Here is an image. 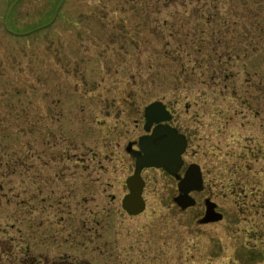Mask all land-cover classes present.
I'll list each match as a JSON object with an SVG mask.
<instances>
[{
    "label": "rangeland",
    "instance_id": "obj_1",
    "mask_svg": "<svg viewBox=\"0 0 264 264\" xmlns=\"http://www.w3.org/2000/svg\"><path fill=\"white\" fill-rule=\"evenodd\" d=\"M155 101L222 222L161 170L122 211ZM0 264H264V0H0Z\"/></svg>",
    "mask_w": 264,
    "mask_h": 264
},
{
    "label": "water",
    "instance_id": "obj_2",
    "mask_svg": "<svg viewBox=\"0 0 264 264\" xmlns=\"http://www.w3.org/2000/svg\"><path fill=\"white\" fill-rule=\"evenodd\" d=\"M143 116L145 120L143 128L146 133L150 131L153 124L157 126L151 134L143 135L138 139L137 148L140 153H132L134 172L125 180L127 194L121 199V208L130 217L138 216L145 210V201L142 197L144 181L141 171L152 168L162 169L170 176L176 177L182 166L181 156L186 147L185 138L182 135L162 125L163 122H169L171 116L161 102H152L146 106ZM130 148L131 145L128 144L126 151L129 152ZM177 189L179 195L174 202L181 209L194 206L195 202L189 193L202 189L198 166L192 165L187 169L184 177L179 179ZM221 218L220 214L214 212V205L207 201L205 216L200 223L218 222Z\"/></svg>",
    "mask_w": 264,
    "mask_h": 264
},
{
    "label": "flooded vegetation",
    "instance_id": "obj_3",
    "mask_svg": "<svg viewBox=\"0 0 264 264\" xmlns=\"http://www.w3.org/2000/svg\"><path fill=\"white\" fill-rule=\"evenodd\" d=\"M166 110L169 112L170 116H171V119L169 122H163L162 125L163 126H168L170 128H172L173 130H175L178 134L182 135L184 138H185V142H186V147H185V151L184 153L182 154L181 156V160H182V166L180 168V170L178 171L177 173V176H170L168 173H166L165 171H163L162 169H144L141 171V177H142V173L144 171H147V170H161L163 171L166 175H168L169 177L173 178L175 181H176V189H177V184H178V181L179 179H182L187 171V169L192 166V165H195V166H198L199 167V172H200V176H201V181H202V189L200 191H192L189 193V196L194 200L195 204L194 206L192 207H189V208H186V209H181L175 202H174V199L179 195L178 193V189H177V195L173 198V202L174 204L178 207V209H180L181 211H187V210H190V209H195V207L197 205H199V202L197 201L198 197L202 196L201 198V202H202V206H198L197 208L200 209V218L197 220V223L199 226H206V225H212V224H218L220 222H222L224 220V214L221 213L220 211V207H219V204L216 203L213 198L210 196V195H206V194H203L205 192V188L207 186V179H206V175L204 173V169L203 167L201 166V163L199 162H196V161H192L189 157H188V154H189V150L192 148V143H193V135H194V128L192 127V125H181V124H174V116L172 114V112L170 111V109H168L166 106H165ZM144 118V116H143ZM144 124H145V120H144ZM144 124H143V127H144ZM157 125L156 124H153L152 127L150 128V131L149 132H145L144 131V128L142 127L143 129V135H149L151 134L152 130L156 127ZM139 136L137 138L136 141L134 142H130L128 144L131 145V148H130V151L127 152L126 149L125 151L127 152V154H129L131 157H132V153H140V151L138 150L137 148V141L138 139L141 137ZM195 143H198L200 142V140H194ZM127 144V146H128ZM199 145V143H198ZM197 146V145H196ZM133 159V165H134V158L132 157ZM190 159V160H189ZM134 172V171H133ZM133 174V173H132ZM142 180L144 181V188H145V180L142 178ZM144 188H143V191H144ZM203 194V195H202ZM142 197H143V193H142ZM207 201L211 204L214 205V212L216 214H220L221 215V220L218 221V222H208V223H200L203 219H204V216H205V211H206V203ZM146 204V203H145Z\"/></svg>",
    "mask_w": 264,
    "mask_h": 264
}]
</instances>
